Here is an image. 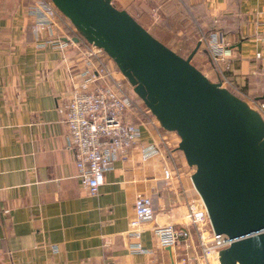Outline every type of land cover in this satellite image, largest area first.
I'll use <instances>...</instances> for the list:
<instances>
[{"label":"crops","instance_id":"obj_1","mask_svg":"<svg viewBox=\"0 0 264 264\" xmlns=\"http://www.w3.org/2000/svg\"><path fill=\"white\" fill-rule=\"evenodd\" d=\"M32 1L0 0V264H183L187 254L200 256L196 236L190 248L163 247L154 233L157 226H184L187 204L201 200L194 168L155 118L130 115L140 143L160 144L163 155L143 161L136 146L114 161L97 195L81 186L58 105L70 97V70L83 65L82 44L53 43L74 37L62 22L49 36L53 42L39 46L46 36L39 40L32 30ZM167 1L179 5L183 18L191 14L226 34L233 92L247 102L264 100V0ZM203 58L207 71L200 70L217 81ZM165 168L173 171L169 180ZM139 195L153 198L156 217L136 239L130 221ZM137 241L148 252H132Z\"/></svg>","mask_w":264,"mask_h":264},{"label":"water","instance_id":"obj_2","mask_svg":"<svg viewBox=\"0 0 264 264\" xmlns=\"http://www.w3.org/2000/svg\"><path fill=\"white\" fill-rule=\"evenodd\" d=\"M84 38L106 51L178 149L216 234L238 238L220 264H264V119L112 0H52ZM78 42V38H72ZM68 41V39H65ZM253 232L255 235L241 238Z\"/></svg>","mask_w":264,"mask_h":264},{"label":"built area","instance_id":"obj_3","mask_svg":"<svg viewBox=\"0 0 264 264\" xmlns=\"http://www.w3.org/2000/svg\"><path fill=\"white\" fill-rule=\"evenodd\" d=\"M34 16L32 30L39 42V46L52 43L55 28L65 22L82 44L80 48L82 67L70 70L69 79L72 84L70 97L58 105L62 122L67 127L68 148L74 155V162L78 169L81 186L89 195H97L100 186L105 182L106 173L112 169L117 158H126L130 150L139 147L143 161L163 155L162 146L156 143L141 144L138 123L130 115L134 112V97L126 91L123 79L116 69L110 65L112 58L106 51L81 38L77 28L63 15L52 0H33L29 9ZM49 37V38H48ZM54 44L63 49L71 44H77L72 37L68 41L54 38ZM209 54L211 63L218 74V81L224 87L235 91L234 84L227 76V47L226 34L221 30L210 31L200 40ZM261 52L257 53V58ZM120 70V69H119ZM246 101V100H245ZM247 102V101H246ZM260 113L264 119V100L247 102ZM158 121V120H157ZM171 148L168 153L171 154ZM173 177V171L164 169V178ZM187 219L184 226L168 224L157 226L154 233L163 247H173L184 244L190 248L196 236L200 256L187 254L182 258L183 264L196 261L200 264L219 262L221 250L229 248L238 238H230L226 234H216L204 202L191 201L188 204ZM135 216L130 221V232L134 238L140 239L141 226L155 220L156 210L153 198L149 195H139L134 202ZM260 232H264V229ZM253 232L241 238L255 235ZM57 251L58 247L53 246ZM132 252H148L140 241L130 245ZM192 264V262L190 263Z\"/></svg>","mask_w":264,"mask_h":264},{"label":"rangeland","instance_id":"obj_4","mask_svg":"<svg viewBox=\"0 0 264 264\" xmlns=\"http://www.w3.org/2000/svg\"><path fill=\"white\" fill-rule=\"evenodd\" d=\"M112 2L118 8L126 9L127 11H130V13H133L134 17L137 20H141L148 27V29H164L172 36L171 44L179 42L178 46H176V49L186 46L188 47V45L191 44V50H193L196 46V43L200 41L201 38L204 37V35H207L209 33L208 27L205 26L203 24V21L198 17L195 16L194 18L193 15L189 14L186 18H183L184 16H182L180 12L181 8L178 7L179 5L177 6V4L173 3L174 1L112 0ZM162 5L164 6L162 7ZM184 53H187V51H184ZM187 56L188 55H186L185 57ZM192 62L193 64L198 65L199 67L207 71V69L203 67V64L198 59L193 60ZM205 62H207V59H205ZM110 65L116 69L120 78L123 79L126 91L134 97V112H137L138 117L145 118L151 116L157 121V118L151 113L143 100L134 92L133 86L119 70L113 59L110 62ZM167 135L169 136L168 141H170L171 147L178 148L180 142V137L178 136V134L176 132H170L167 133ZM193 168L195 170V167ZM213 264H220V262L215 261Z\"/></svg>","mask_w":264,"mask_h":264},{"label":"trees","instance_id":"obj_5","mask_svg":"<svg viewBox=\"0 0 264 264\" xmlns=\"http://www.w3.org/2000/svg\"><path fill=\"white\" fill-rule=\"evenodd\" d=\"M138 21L148 29V27L141 21L138 19ZM71 22V21H70ZM73 25V24H72ZM74 26V25H73ZM75 27V26H74ZM155 37H157L160 41H162L164 44H166L167 46H169L170 48H172L174 51H176L178 54L182 55V56H186V55H189L191 52H192V48H191V44L188 45V47H183V48H179V49H176V46H178V43L179 42H175L174 44H171V41H172V36L166 32L164 29H160V28H156L155 30H150L148 29ZM210 31H213V30H219L218 28L214 27V28H211V29H208ZM78 31V34H80L81 38H84L83 34L77 29ZM198 43V42H197ZM196 43V45H197ZM203 44L201 45L200 49L198 50V52L195 54L193 60H196L198 59L200 61V58H205L207 59V61H210V57H209V54L207 53V51L205 50V52H203ZM181 49V50H180ZM184 51H187V53H184ZM198 68L199 66L196 65ZM200 69V68H199ZM203 72V71H202ZM204 73V72H203ZM205 74V73H204ZM212 80V79H211ZM213 81V80H212ZM218 81V80H217ZM235 93V92H234ZM236 94V93H235Z\"/></svg>","mask_w":264,"mask_h":264}]
</instances>
